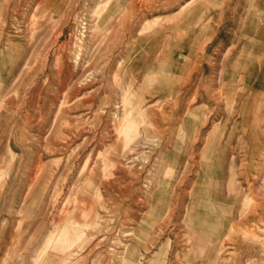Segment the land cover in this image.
<instances>
[{"label":"rangeland","instance_id":"1","mask_svg":"<svg viewBox=\"0 0 264 264\" xmlns=\"http://www.w3.org/2000/svg\"><path fill=\"white\" fill-rule=\"evenodd\" d=\"M1 67L0 264H264V220L215 242L256 151L227 134L257 94L264 115V0H0Z\"/></svg>","mask_w":264,"mask_h":264},{"label":"bare ground","instance_id":"2","mask_svg":"<svg viewBox=\"0 0 264 264\" xmlns=\"http://www.w3.org/2000/svg\"><path fill=\"white\" fill-rule=\"evenodd\" d=\"M110 8L111 7L107 8L105 6L103 8V10H101L100 13L97 14V18L94 19V20H96L95 25H97V27H102L107 19H108V21H109V19H111L110 15H109ZM155 19H157V18H155ZM102 21H104V22L101 24L100 22H102ZM105 24H106L105 28L107 26H109V25H107L108 24L107 22ZM199 25L200 24L197 23V24H194L193 26L199 27ZM176 26L177 25H175V27ZM193 29H194L193 30L194 35H192V39L195 40L197 38H200L199 37L200 31L196 28H193ZM137 33H138V31H137ZM194 40H193V42H194ZM156 43L157 42H155V44ZM158 58H159V56H158ZM7 59H11L10 64L12 61H14V59L16 61L17 60L18 61L24 60L22 63L16 62L14 64V66L16 67V71H17V72H14V74H17V77H19L18 81L20 83L25 82V75H26L25 70H28L27 68H29V63H30L29 57H25V58H22V57L14 58V57H12V58H7ZM188 59L191 60V54H189ZM4 64L5 63H3V65ZM3 67H6V66L4 65ZM1 69H2V71H0V81L2 83L1 72H2V74L6 75V76L10 75V77H12L11 75L13 74V72H8V71L3 72L5 69L2 67H1ZM197 72H198V68L196 66H192V64L189 63V65L187 67L183 68L178 73L177 78H176V84H175L176 87L179 86L181 83H183V84L180 85V88H182L184 86H189L191 84V80L197 79V86H196V89L194 92V97H196L197 94L199 93V89L203 86V83L205 81V79L202 76H199V78H197V75H196ZM220 77H221V72H218V78H217V81L215 83V87L211 88L212 95L215 94L218 96H222V94L224 92L223 91L224 87L221 84ZM65 84H66V82H65ZM175 89L176 88H174L173 90H175ZM76 90H78V89L76 88ZM259 95L260 94H257V96H255V98H254L255 105H254V111H253V114H254L253 118L252 119H249V117L243 118L242 123L241 124L237 123L236 126L231 128L227 134L226 144L230 140H232L233 135H236V139L240 140V144L243 145L242 147L244 149H246L245 143L248 142V143H250L252 150L256 149V151H242L244 153L243 158L240 160V162H238L239 164H237V165H236L237 157L232 156L231 162L229 163V166L227 168L228 179H229L228 180L229 188H232V185L234 184L238 175L244 176L245 182L243 183V185L242 184L237 185V187H236L237 191H234V194H233L234 196L232 197V206H231L232 211H231V208L229 211V214H230L229 217H230L232 222L227 223L228 218H227L225 212L222 213L224 215V216H222V218H221V216L217 215V220L220 221L222 219L220 221L219 227L217 229V231H218L216 234L217 240L215 241V242H217L219 239V242H220L219 248L221 246H223L225 243L231 241L233 236H235V235L237 236L238 233H240L243 237L248 236V235L255 237V234H254L255 230L258 228L259 223L263 222V220H264V148L258 149L254 146V143H253V141L255 140V137L258 136V132L261 131L262 125L264 126V115L261 114L262 108L260 107ZM62 102L60 104H62ZM122 102H123V100H122ZM0 106L6 110L5 114L7 116H9V113H8L9 104L3 105L2 98H0ZM226 113H227V111L225 109L224 114L227 115L228 113L227 114ZM222 119H223V117L218 122H220ZM202 121H203V119H199L197 123H201ZM217 127H218V125H215L212 127V130H211L212 132L210 131L211 133L207 136V141L211 140V142H212L213 140H215V144H217L218 140L222 138V136L224 135V132L223 133H217V132L215 133V129ZM0 128H2V126H0ZM12 131H13V128H10L11 137L14 136ZM115 131L117 132L116 129H115ZM246 139L248 141H245ZM10 145L11 144L9 143V146ZM237 166H238V168H236ZM38 171H39V169H38ZM261 174H262V179L259 181ZM238 186L240 188H238ZM233 209H234V211H233ZM222 210H223V208H222ZM194 217H195V215H194ZM226 218H227V220L224 221V219H226ZM64 230L65 229H62V231H61L62 233H64V240L62 241V247L63 246L68 247L69 245L71 246L72 242L69 241L68 243H66L68 235L65 234ZM194 232H195L194 233V241H195V243L199 244L198 239H201L203 234L200 233L198 231V229H196V228H195ZM209 247L214 249L216 247V244L214 245V243H211V245Z\"/></svg>","mask_w":264,"mask_h":264},{"label":"crops","instance_id":"3","mask_svg":"<svg viewBox=\"0 0 264 264\" xmlns=\"http://www.w3.org/2000/svg\"><path fill=\"white\" fill-rule=\"evenodd\" d=\"M4 138V137H3Z\"/></svg>","mask_w":264,"mask_h":264}]
</instances>
